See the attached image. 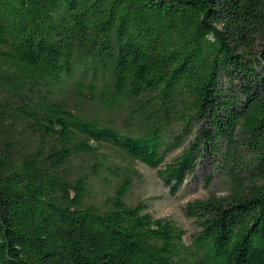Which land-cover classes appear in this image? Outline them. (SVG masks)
Listing matches in <instances>:
<instances>
[{
    "label": "trees",
    "instance_id": "obj_1",
    "mask_svg": "<svg viewBox=\"0 0 264 264\" xmlns=\"http://www.w3.org/2000/svg\"><path fill=\"white\" fill-rule=\"evenodd\" d=\"M204 159L230 193L186 204L188 243L125 201L134 163L174 195ZM0 264H264V0H0Z\"/></svg>",
    "mask_w": 264,
    "mask_h": 264
},
{
    "label": "rangeland",
    "instance_id": "obj_2",
    "mask_svg": "<svg viewBox=\"0 0 264 264\" xmlns=\"http://www.w3.org/2000/svg\"><path fill=\"white\" fill-rule=\"evenodd\" d=\"M71 80V84L73 83ZM58 92V90H57ZM70 95V92H67ZM66 93V94H67ZM113 124L121 130H124V120L119 115H112ZM180 130L173 127L167 135L179 138ZM171 138L173 142L176 139ZM175 139V140H174ZM167 140V139H165ZM192 138L189 135H183L180 144L168 150L165 156V163L172 161L186 149ZM100 152L113 161H120V156L111 149H101ZM84 165L82 170L90 175V188L85 198V203L95 204L100 207L105 205L108 197L113 193L114 176L103 170L99 175L94 176L89 171L93 160L83 157L77 160ZM134 168L138 176L133 178L131 187L125 196V201L129 205H135L143 202L146 211L153 218H168L173 220L179 227L185 231L184 239L188 243L192 235L197 232L193 219L185 214V206L194 200L207 199L209 197H225L230 193V181L225 173L224 165L219 161L202 160L198 162L194 172L186 177L184 183L174 195L169 193V189L163 185L156 174V169L150 168L142 163H134ZM210 177V178H209Z\"/></svg>",
    "mask_w": 264,
    "mask_h": 264
}]
</instances>
